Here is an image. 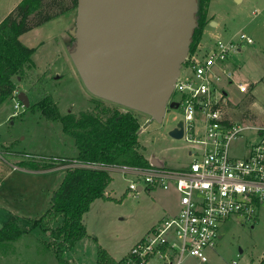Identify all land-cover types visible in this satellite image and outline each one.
Segmentation results:
<instances>
[{"label": "rangeland", "instance_id": "374dc122", "mask_svg": "<svg viewBox=\"0 0 264 264\" xmlns=\"http://www.w3.org/2000/svg\"><path fill=\"white\" fill-rule=\"evenodd\" d=\"M19 1L0 0V21ZM208 11L215 24L209 22L204 27L201 52L217 39H236L240 32L253 39L252 43L243 42L239 51L223 63L224 69L231 72L230 77L222 75L219 83L226 92L222 104L225 116L236 122L264 121V0H210ZM75 14L76 8L71 9L19 36L25 46H35L36 52L27 80L13 78L16 91L28 95L30 107L15 108V94L0 104V226L15 216L24 232L14 240L0 241V264H58L53 247L47 248L46 244L53 241L49 229L58 226L60 219H42L40 225L34 220L49 209L50 195L62 181L65 169L76 166L71 161L76 150L60 123L44 117L37 104L40 96L30 88L37 76L44 74L46 88L61 114L73 112L78 116L82 111L97 110L94 106L99 99L86 90L68 55L75 41L70 34ZM180 70L187 74L189 67L182 64ZM240 82L248 84V92L238 91ZM100 105L127 110L105 100ZM134 114L140 123V149L148 159L157 156L169 168L189 164L192 142L168 135L170 126L182 117L181 108L167 109L161 123L142 112ZM248 135L242 132L233 141L232 154L241 156ZM33 160L40 165L45 163L41 160L62 162L37 171L19 165ZM109 172L112 180L105 196L110 199L94 200L84 213L87 235L62 252L69 264H95L97 246L107 249L115 260L127 262L130 247L150 226L176 210L179 196L173 188L149 190L140 179L142 188L135 193L128 189L134 179L131 174L122 170ZM205 253L206 262L191 257L186 264H231L232 260L236 264H256L264 255V206L258 209L255 219L228 218L222 224L221 238Z\"/></svg>", "mask_w": 264, "mask_h": 264}, {"label": "built area", "instance_id": "2783aa9c", "mask_svg": "<svg viewBox=\"0 0 264 264\" xmlns=\"http://www.w3.org/2000/svg\"><path fill=\"white\" fill-rule=\"evenodd\" d=\"M243 42L253 39L243 32L236 39H217L203 52L199 46L187 52L180 64L170 100L181 108L182 137L192 142L189 164L178 169L158 165L120 169L133 176L128 184L132 192L142 179L148 189L173 188L179 196L177 210L155 222L130 247L127 264H186L191 257L206 262L205 250L214 248L228 218L255 219L264 206V121L236 122L226 117L222 109L226 92L219 86L222 75L231 74L223 63ZM182 64L189 67L187 74L180 70ZM237 87L242 93L249 90L245 82ZM18 106L22 104L17 99L14 107ZM245 131L249 140L245 138L238 157L231 152L232 143Z\"/></svg>", "mask_w": 264, "mask_h": 264}, {"label": "trees", "instance_id": "16d2710c", "mask_svg": "<svg viewBox=\"0 0 264 264\" xmlns=\"http://www.w3.org/2000/svg\"><path fill=\"white\" fill-rule=\"evenodd\" d=\"M210 0H196L193 12L194 26L191 29L188 52L197 50L204 27L210 22L207 15ZM76 0H20L17 5L0 21V104L10 98L17 90L16 79L27 80L28 69L33 67L35 46H25L19 36L28 30L44 24L47 20L75 9ZM44 74L37 76L30 90L40 96L37 104L47 119L56 120L62 132L72 138L76 156L71 161L99 165L103 167L147 168L152 164L140 149L138 142L139 118L135 111L121 110L119 107L99 106L97 100L95 112L82 111L60 113L53 96L46 88ZM32 106V105H31ZM30 107V106H29ZM27 107V108H29ZM34 160L21 167L28 169L48 168L62 161ZM70 166L65 169L59 186L50 195L49 209L40 219L34 220L40 225L42 219H60V224L49 233L53 237L47 248L53 247L58 264H69L62 257L63 249L71 248L85 235L84 213L96 199H110L105 190L112 178L109 169ZM24 228L17 224V218L11 217L0 226V241H11L22 235ZM95 264H127L125 259L115 260L105 248L97 246ZM264 264V255L256 262Z\"/></svg>", "mask_w": 264, "mask_h": 264}, {"label": "water", "instance_id": "95a60500", "mask_svg": "<svg viewBox=\"0 0 264 264\" xmlns=\"http://www.w3.org/2000/svg\"><path fill=\"white\" fill-rule=\"evenodd\" d=\"M76 3L75 25L70 29L75 41L68 55L86 90L161 123L167 109L179 107L170 97L188 52L196 0ZM17 99L29 106L25 92L18 91ZM168 135L182 137L181 119ZM148 160L161 166L154 156Z\"/></svg>", "mask_w": 264, "mask_h": 264}, {"label": "crops", "instance_id": "0c3cea01", "mask_svg": "<svg viewBox=\"0 0 264 264\" xmlns=\"http://www.w3.org/2000/svg\"><path fill=\"white\" fill-rule=\"evenodd\" d=\"M208 15L211 16V14L209 13V11H208ZM229 119H230V118H229ZM230 120H231V119H230ZM232 121H234V120H232ZM172 126H173V125H171L170 128H171ZM170 128H169V129H170ZM155 158L158 159V161H159V163L161 164V166L166 167V166H165V162H164V160L160 159V158L157 157V156H156ZM12 165H13L14 167H16L14 164H12ZM12 165H11V166H12ZM118 168H120V167H118ZM118 168H117V167H116V168L114 167V168H111V169H109V170H111V171H116V172L118 173V172H120V170H119ZM166 168H169V167H166ZM171 168L178 169L179 167H178V168L171 167ZM171 168H169V169H171ZM34 170L37 171V169H34ZM111 178H112V177H111ZM171 189H172V188H171ZM149 190H153V189H149ZM177 207H178V202H177L176 210H177ZM176 210H175V211H176ZM175 211H173V212H175Z\"/></svg>", "mask_w": 264, "mask_h": 264}]
</instances>
